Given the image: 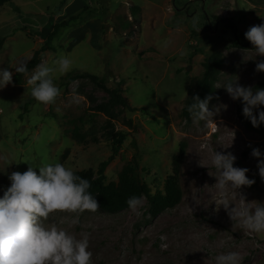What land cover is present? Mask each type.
Instances as JSON below:
<instances>
[{
  "label": "rangeland",
  "instance_id": "374dc122",
  "mask_svg": "<svg viewBox=\"0 0 264 264\" xmlns=\"http://www.w3.org/2000/svg\"><path fill=\"white\" fill-rule=\"evenodd\" d=\"M61 1L9 0L0 6V68L13 72L11 65L31 57L44 43L49 18L76 17L50 41V49L40 53V63L51 64L61 54L73 61L72 70L55 81L60 88L55 103L44 105L31 96L27 80L36 68L21 85L0 89V197L10 186L9 175L30 166L59 162L74 171H95L112 150L103 136L108 117L90 108L107 95L88 78H67L88 72L104 78L110 88L123 79L124 95L139 109L111 110L113 126L128 136L105 170L106 182L116 181L136 140L141 178L152 193L163 191L172 175L173 156L184 142L178 165L180 201L156 216L147 212L146 198L141 197L139 215L129 207L114 213L98 208L79 214L75 225V214L66 212H55L46 223L78 238L87 234L92 264H215L214 256L228 250L240 252L243 264H264V234L239 228L222 205L216 210L214 201L209 204L217 199L214 151L231 152L234 166L248 168L246 175L255 180L236 192L229 189L230 207L264 203V180L258 170V160L264 157L251 154L253 148L264 153V138L241 124L242 100H233L223 86L208 95L214 115L207 127L181 114L190 83L202 75L205 52L211 47L221 50L224 59L215 84L237 77L239 84L255 91L256 83L264 80V71H256L264 56L232 44L235 38L245 42L244 33L264 23V0H64L60 5ZM67 3L70 13L63 10ZM132 3L141 7L135 17ZM131 23H136L135 29ZM79 116L87 137L82 144L68 131L70 121L80 124ZM129 119L134 130L127 126ZM162 235L166 240L161 241ZM162 244L167 247L162 249Z\"/></svg>",
  "mask_w": 264,
  "mask_h": 264
},
{
  "label": "clouds",
  "instance_id": "9594fccd",
  "mask_svg": "<svg viewBox=\"0 0 264 264\" xmlns=\"http://www.w3.org/2000/svg\"><path fill=\"white\" fill-rule=\"evenodd\" d=\"M244 35L253 45L256 55L264 56V23L251 26ZM30 59L27 57L25 61L11 67L14 72L25 73L26 61ZM72 67V59L64 54L51 64L37 65L27 80L31 86V96L44 105L55 103L60 95V88L55 81L71 71ZM256 71H264V61L257 63ZM14 72L0 68V89L13 82ZM213 86H223L233 100H242L243 114L253 127L264 124V109L260 108L264 105V88L254 91L250 86L239 84L237 77ZM211 99V96L204 99L195 96L187 105L194 123L203 122L207 127L208 121L213 119L214 112L208 107ZM221 144L228 147L231 143ZM251 154L264 157L258 148H253ZM235 160L236 156L231 152L214 151L211 166L216 173L214 186L217 199H212L209 204L214 201L216 210L222 205L239 228L264 234V203L252 205L245 202L230 207L233 199L229 196V189L236 192L241 186L255 183L254 179L246 175L248 168L234 166ZM199 163L209 167L201 160ZM35 168L39 169V174ZM258 170L264 180V158L258 160ZM9 180L10 186L0 197V264H92L87 234L78 238L56 224L46 223L55 212L75 214L71 221L75 225L79 223V214L97 211L99 204L89 191L91 182L59 162L30 166L23 173L14 171L9 175ZM126 202L133 211L141 206V198L137 196H130ZM160 239L164 241L166 236L162 235ZM166 247V244H162V249ZM208 253L211 254V250ZM214 260L215 264H243L244 257L238 251L228 250L216 254Z\"/></svg>",
  "mask_w": 264,
  "mask_h": 264
},
{
  "label": "trees",
  "instance_id": "16d2710c",
  "mask_svg": "<svg viewBox=\"0 0 264 264\" xmlns=\"http://www.w3.org/2000/svg\"><path fill=\"white\" fill-rule=\"evenodd\" d=\"M8 1L9 0H0V6L7 3ZM63 3L64 0H62L59 4L62 5ZM60 5H58V7ZM140 10L141 7L139 5H135L133 3L130 5L132 17L138 15ZM75 19L76 17L71 16L68 19H63L53 25L52 30L48 33L44 43L38 48L34 49L31 59L26 61L27 72H14L12 82L13 84L21 85L23 83L24 76L36 68V66L40 63V53L46 49H50V41L61 30L70 26ZM131 26L133 27L131 29H135L134 26H136V23H131ZM242 37L246 39L245 35ZM3 43L4 37L0 36V49L2 48ZM232 44L242 48L253 49V45L247 39L245 42H242L238 38H235L232 41ZM223 60L222 51L215 49V47H211L209 51L205 52L202 63V75L199 78L191 81L188 93L184 100V105L181 110V114L184 117L190 116L187 111V105L192 102L193 97L199 96L201 99H204L214 91L215 87L213 85H215L218 79L220 69L223 65ZM78 77L88 78L107 95L104 102L91 106L90 110L94 113L101 112L106 117H108V120L104 125L103 136L110 141L112 153L105 160H102L98 164L95 171L89 168L75 171L77 175L86 178L91 182V188L89 191L95 196L99 204V209L108 213H114L123 210L129 207L126 201L130 196H137L140 198L145 197L147 201V212L151 216H156L162 211L175 206L182 197V191L178 186V165L184 154V142L180 143L178 153L173 156L172 175H170L165 180L163 191L157 190L156 192L152 193L150 187L141 178L139 173V164L136 159V140H132V145L135 151L131 158L119 170L116 181L106 182L105 170L109 163L114 159L119 151L120 146L128 136L127 132L118 130L113 126V113H111V110L116 106L125 107L129 110H138L139 108L130 106L127 97L124 95V90L122 87L123 79L119 80V83L116 87L110 88L106 85V80L104 78L84 72L82 74L69 75L67 82L75 80ZM256 87L264 88V80L257 82ZM260 108L264 109V105H261ZM140 110L142 111L143 108H140ZM238 118L246 129L252 130L256 132L259 137L264 138V124H261L260 127H253L251 121L244 116L243 110H239ZM77 120L80 122V124H75L74 121H70L72 127H70L68 131L71 135V138L76 143L82 144L87 141L86 134L80 129L81 123L84 119L82 116H79ZM126 123L129 128L132 127L133 130L135 129L131 119L126 120ZM67 153L68 148L65 149L64 153L61 155V158L63 159L66 157Z\"/></svg>",
  "mask_w": 264,
  "mask_h": 264
},
{
  "label": "crops",
  "instance_id": "0c3cea01",
  "mask_svg": "<svg viewBox=\"0 0 264 264\" xmlns=\"http://www.w3.org/2000/svg\"><path fill=\"white\" fill-rule=\"evenodd\" d=\"M70 5L67 3L65 6H64V8H63V10H65V12L66 13H70L71 11H70V8H69V10H68V7H69ZM60 20L58 19V18H49V21H48V23L46 24L47 26H49L48 28H47V32H50V30H52V27H53V25L55 24V23H57V22H59ZM86 25L88 26V28H89V25H90V23L88 22V23H86ZM87 29V28H86ZM86 33H88V31L86 32ZM45 39V37L42 39V41Z\"/></svg>",
  "mask_w": 264,
  "mask_h": 264
}]
</instances>
